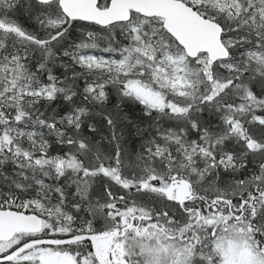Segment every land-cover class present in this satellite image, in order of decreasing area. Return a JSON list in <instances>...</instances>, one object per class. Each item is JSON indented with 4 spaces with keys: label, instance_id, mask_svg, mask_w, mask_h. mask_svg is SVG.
Listing matches in <instances>:
<instances>
[{
    "label": "snow or ice",
    "instance_id": "1",
    "mask_svg": "<svg viewBox=\"0 0 264 264\" xmlns=\"http://www.w3.org/2000/svg\"><path fill=\"white\" fill-rule=\"evenodd\" d=\"M0 264H264V0H0Z\"/></svg>",
    "mask_w": 264,
    "mask_h": 264
}]
</instances>
